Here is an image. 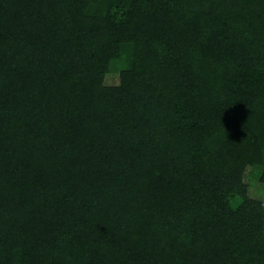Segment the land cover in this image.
Returning a JSON list of instances; mask_svg holds the SVG:
<instances>
[{
	"label": "trees",
	"instance_id": "obj_1",
	"mask_svg": "<svg viewBox=\"0 0 264 264\" xmlns=\"http://www.w3.org/2000/svg\"><path fill=\"white\" fill-rule=\"evenodd\" d=\"M245 178L264 0H0V264H264Z\"/></svg>",
	"mask_w": 264,
	"mask_h": 264
},
{
	"label": "rangeland",
	"instance_id": "obj_2",
	"mask_svg": "<svg viewBox=\"0 0 264 264\" xmlns=\"http://www.w3.org/2000/svg\"><path fill=\"white\" fill-rule=\"evenodd\" d=\"M116 81V75L115 74H110L107 77V82H115ZM245 181L248 183L249 185V194L250 196L257 198V199H261L264 201V192H263V187L261 184H259L258 182H256L255 180H250V178H245Z\"/></svg>",
	"mask_w": 264,
	"mask_h": 264
}]
</instances>
